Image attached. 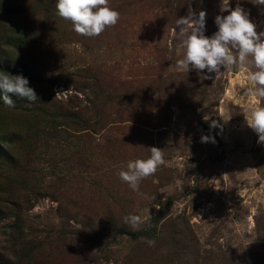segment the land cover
Here are the masks:
<instances>
[{
	"label": "rangeland",
	"instance_id": "1",
	"mask_svg": "<svg viewBox=\"0 0 264 264\" xmlns=\"http://www.w3.org/2000/svg\"><path fill=\"white\" fill-rule=\"evenodd\" d=\"M0 263L264 264V0H0Z\"/></svg>",
	"mask_w": 264,
	"mask_h": 264
},
{
	"label": "trees",
	"instance_id": "2",
	"mask_svg": "<svg viewBox=\"0 0 264 264\" xmlns=\"http://www.w3.org/2000/svg\"><path fill=\"white\" fill-rule=\"evenodd\" d=\"M25 78H26V76L25 75H23ZM0 264H2V263H0Z\"/></svg>",
	"mask_w": 264,
	"mask_h": 264
}]
</instances>
